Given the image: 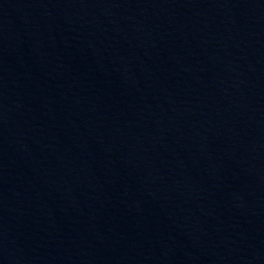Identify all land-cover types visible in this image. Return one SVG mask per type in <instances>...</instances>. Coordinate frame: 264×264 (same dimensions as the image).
Here are the masks:
<instances>
[{"label": "water", "instance_id": "water-1", "mask_svg": "<svg viewBox=\"0 0 264 264\" xmlns=\"http://www.w3.org/2000/svg\"><path fill=\"white\" fill-rule=\"evenodd\" d=\"M0 264H60L38 192L0 0Z\"/></svg>", "mask_w": 264, "mask_h": 264}]
</instances>
